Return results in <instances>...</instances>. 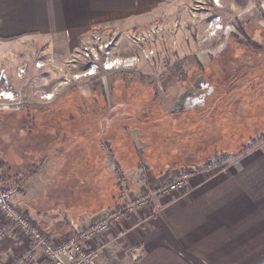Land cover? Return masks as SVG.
I'll use <instances>...</instances> for the list:
<instances>
[{
	"label": "rangeland",
	"instance_id": "obj_1",
	"mask_svg": "<svg viewBox=\"0 0 264 264\" xmlns=\"http://www.w3.org/2000/svg\"><path fill=\"white\" fill-rule=\"evenodd\" d=\"M165 11L125 32L92 29L60 62L48 57L47 46L0 43V80L6 77L15 97L12 106L0 102V157L14 173L47 160L29 194L63 188L77 201L84 196L82 207L89 211L101 210L90 204L101 197L118 195L115 208L146 191L152 204L157 194H184L194 165L205 162L215 145L210 136L224 131L220 120L226 137L244 136L247 151L264 141V0H176ZM87 44L99 53L91 70L78 57ZM105 44L108 49L98 50ZM106 62L120 66L108 70ZM180 62V77H173L169 68ZM203 97L204 105L190 113L170 114ZM253 100L260 102L250 110ZM243 110L248 128L241 131ZM222 147L231 153L217 150L208 165L241 153ZM141 163L148 169L142 175ZM180 172L188 175L185 189L163 193ZM149 204L142 212L148 217Z\"/></svg>",
	"mask_w": 264,
	"mask_h": 264
},
{
	"label": "crops",
	"instance_id": "obj_2",
	"mask_svg": "<svg viewBox=\"0 0 264 264\" xmlns=\"http://www.w3.org/2000/svg\"><path fill=\"white\" fill-rule=\"evenodd\" d=\"M175 1L0 0V43L47 46L48 57L60 62L90 30L128 31L166 16L165 9H173ZM223 162L219 166L210 163L206 169L194 165L196 170L180 196L155 195L145 210L148 220L137 215L111 227L97 263L264 264V141ZM35 178L20 193H13L8 203L27 211L52 240L89 224L119 202L118 195L115 200L101 197L90 202L101 210L86 211L84 196L77 201L63 188H52L46 195L41 189L29 194L27 188ZM149 181L155 189L157 179ZM76 202L79 205L74 209ZM4 224L0 217V230ZM30 246L26 237L9 227L0 244V264H10ZM42 260L41 251L34 249L30 264H45Z\"/></svg>",
	"mask_w": 264,
	"mask_h": 264
},
{
	"label": "built area",
	"instance_id": "obj_3",
	"mask_svg": "<svg viewBox=\"0 0 264 264\" xmlns=\"http://www.w3.org/2000/svg\"><path fill=\"white\" fill-rule=\"evenodd\" d=\"M102 49H108V45H100L98 50ZM98 56L97 47L91 46L90 44L82 46L78 52V57L89 66V70L94 67L96 68V62L99 59ZM110 63H105V69L110 70L113 67L120 66L119 64L110 65ZM121 66L130 67L132 63L126 64L122 62ZM23 73L24 71L20 70L18 76L21 77ZM5 80V76L0 80V102H5L12 106L15 102L14 93L5 86ZM187 179V173L180 172L179 177L163 189V193L168 194L169 192L175 193L184 190L187 185ZM3 198L4 196L0 189V213L5 217H3L5 224L0 230V244L7 237L10 227L13 231L26 237L31 245L10 264H30L34 249L41 251L42 261L45 264H98L97 255L107 247V235L111 227L118 226L127 218L137 215H141L142 218L144 217L143 219L149 218L142 214L150 201V194L144 191L143 194L136 197L135 202H124L120 207H115L110 211L95 216L89 224L82 225L75 231L52 240L24 212L15 210Z\"/></svg>",
	"mask_w": 264,
	"mask_h": 264
},
{
	"label": "trees",
	"instance_id": "obj_4",
	"mask_svg": "<svg viewBox=\"0 0 264 264\" xmlns=\"http://www.w3.org/2000/svg\"><path fill=\"white\" fill-rule=\"evenodd\" d=\"M244 35L246 37H248L246 35V33ZM249 40L250 39H248V41ZM182 65H183V62H180L179 64H176L173 67L169 68V73L172 74V75H175L173 77H180L179 75L181 74ZM211 95H209V97ZM205 98H206V96H205ZM205 98L203 97L201 100L200 99H196L194 101L188 100V103H187L188 105L185 107V110L184 109L179 110V111L173 110V112L170 113V114H178V113H180V114L183 115L184 113H190V111L193 108H195L197 106L204 105L203 100ZM191 102H193V103L197 102L198 104L191 105V104H193ZM238 102L239 101H237L236 103L232 104V106L237 105ZM256 102L258 103V102H260V100H253V103H251L249 105L250 110L252 108L255 109L257 107L256 105H254V104H256ZM189 105H191V106H189ZM8 110H11V109L9 108ZM243 112H244V120H243V124L240 125V128H239V130H241V131H243V129L245 130V129L248 128V122L246 120L247 111L243 110ZM231 115L232 114H230V116ZM221 121L222 120H220L218 122V124H219L220 127H222L224 129V131H222L221 134H212L211 133L212 136H210V138L211 139L214 138L213 143L215 145L213 147H211L208 156L205 158L207 160L205 162H202V163L198 164V165L202 166L201 169H206L208 167L207 163H209V160L212 158V154L215 153L217 150L222 151V152L223 151H229L230 152V150H225V148H223L222 146L226 145L227 148H229V149L236 148V152L237 151H241V153L246 152L247 149H248V147H246V145H241V143L243 142L244 136L231 137L230 139L225 136L224 133L227 132L228 128L226 126H223L221 124ZM232 122L236 123V117H233ZM237 124L238 123H236V125ZM219 146H221V147H219ZM215 147H217V148L215 150H213ZM46 161H47L46 158H42V159H40L39 163L30 165L24 171L20 170V171L14 173L11 165L9 163H7L6 161H4L0 157V189H1L2 193H3V195L5 197H9L13 193H20L22 191L23 186L27 182H29L32 178L37 176L42 171L43 167L47 163ZM138 168L140 169L139 171H141V175L144 174V170L147 169V167H144L143 163L139 164Z\"/></svg>",
	"mask_w": 264,
	"mask_h": 264
},
{
	"label": "water",
	"instance_id": "obj_5",
	"mask_svg": "<svg viewBox=\"0 0 264 264\" xmlns=\"http://www.w3.org/2000/svg\"><path fill=\"white\" fill-rule=\"evenodd\" d=\"M3 199H4V200H7V197H4ZM0 202H1V199H0Z\"/></svg>",
	"mask_w": 264,
	"mask_h": 264
},
{
	"label": "bare ground",
	"instance_id": "obj_6",
	"mask_svg": "<svg viewBox=\"0 0 264 264\" xmlns=\"http://www.w3.org/2000/svg\"><path fill=\"white\" fill-rule=\"evenodd\" d=\"M47 98V97H46Z\"/></svg>",
	"mask_w": 264,
	"mask_h": 264
}]
</instances>
